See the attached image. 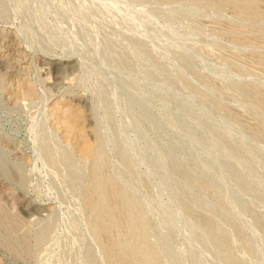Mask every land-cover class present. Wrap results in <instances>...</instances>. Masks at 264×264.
Masks as SVG:
<instances>
[{"label": "rangeland", "instance_id": "1", "mask_svg": "<svg viewBox=\"0 0 264 264\" xmlns=\"http://www.w3.org/2000/svg\"><path fill=\"white\" fill-rule=\"evenodd\" d=\"M0 264H264V0H0Z\"/></svg>", "mask_w": 264, "mask_h": 264}]
</instances>
